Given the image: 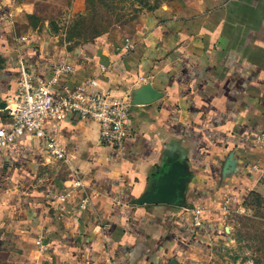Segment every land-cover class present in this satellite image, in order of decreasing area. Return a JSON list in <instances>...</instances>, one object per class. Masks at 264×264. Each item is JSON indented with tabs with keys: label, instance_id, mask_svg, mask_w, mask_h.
Listing matches in <instances>:
<instances>
[{
	"label": "crops",
	"instance_id": "0c3cea01",
	"mask_svg": "<svg viewBox=\"0 0 264 264\" xmlns=\"http://www.w3.org/2000/svg\"><path fill=\"white\" fill-rule=\"evenodd\" d=\"M128 26V27H127ZM67 51L15 34L0 1V103L64 60L137 103L122 149L56 120L69 162L25 134L0 150V264H203L263 174L264 0H172ZM119 33V34H118ZM11 118L0 105V127ZM161 187L168 200L143 201Z\"/></svg>",
	"mask_w": 264,
	"mask_h": 264
},
{
	"label": "rangeland",
	"instance_id": "374dc122",
	"mask_svg": "<svg viewBox=\"0 0 264 264\" xmlns=\"http://www.w3.org/2000/svg\"><path fill=\"white\" fill-rule=\"evenodd\" d=\"M13 32L67 51L123 31L172 0H0ZM128 27V26H127ZM119 34V33H118ZM264 168V159H263ZM203 264H264V170L256 190L231 205Z\"/></svg>",
	"mask_w": 264,
	"mask_h": 264
},
{
	"label": "built area",
	"instance_id": "2783aa9c",
	"mask_svg": "<svg viewBox=\"0 0 264 264\" xmlns=\"http://www.w3.org/2000/svg\"><path fill=\"white\" fill-rule=\"evenodd\" d=\"M107 70L102 65L98 74L74 83L71 79L78 68L71 61L64 60L46 76L21 68L15 96L5 107L11 126L0 127V150L29 134L43 139L52 157L68 163L66 144L50 126L56 120L75 119L96 121L101 142L122 149L132 134L134 103L118 87L106 84ZM256 142H264V133L257 135Z\"/></svg>",
	"mask_w": 264,
	"mask_h": 264
},
{
	"label": "water",
	"instance_id": "95a60500",
	"mask_svg": "<svg viewBox=\"0 0 264 264\" xmlns=\"http://www.w3.org/2000/svg\"><path fill=\"white\" fill-rule=\"evenodd\" d=\"M132 102L134 104L137 103L134 100H132ZM0 105H2L4 107L7 106L6 102H2V103H0ZM168 198H169L168 197V188L167 187H161L157 193L144 197L143 201H165V200H168Z\"/></svg>",
	"mask_w": 264,
	"mask_h": 264
},
{
	"label": "trees",
	"instance_id": "16d2710c",
	"mask_svg": "<svg viewBox=\"0 0 264 264\" xmlns=\"http://www.w3.org/2000/svg\"><path fill=\"white\" fill-rule=\"evenodd\" d=\"M100 36H103V38H106V37H107V35L99 34L97 37H95V38H93V39H96V38H98V37H100ZM250 193H251V192H250Z\"/></svg>",
	"mask_w": 264,
	"mask_h": 264
}]
</instances>
